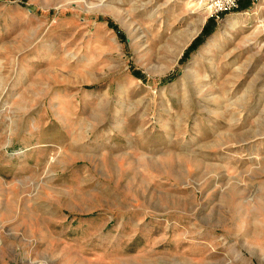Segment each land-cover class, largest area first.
<instances>
[{
    "label": "rangeland",
    "instance_id": "rangeland-1",
    "mask_svg": "<svg viewBox=\"0 0 264 264\" xmlns=\"http://www.w3.org/2000/svg\"><path fill=\"white\" fill-rule=\"evenodd\" d=\"M210 6L0 0V264H264V0Z\"/></svg>",
    "mask_w": 264,
    "mask_h": 264
},
{
    "label": "built area",
    "instance_id": "built-area-1",
    "mask_svg": "<svg viewBox=\"0 0 264 264\" xmlns=\"http://www.w3.org/2000/svg\"><path fill=\"white\" fill-rule=\"evenodd\" d=\"M257 1V0H253ZM213 13L218 15L237 10L240 0H210Z\"/></svg>",
    "mask_w": 264,
    "mask_h": 264
},
{
    "label": "trees",
    "instance_id": "trees-1",
    "mask_svg": "<svg viewBox=\"0 0 264 264\" xmlns=\"http://www.w3.org/2000/svg\"><path fill=\"white\" fill-rule=\"evenodd\" d=\"M242 8H246V5H243ZM206 33H209L207 31H205ZM200 42H201V38L197 39L195 42H193V44L190 46L189 50H193V49H196L199 45H200ZM189 53V51L186 53V55ZM185 55V56H186Z\"/></svg>",
    "mask_w": 264,
    "mask_h": 264
},
{
    "label": "bare ground",
    "instance_id": "bare-ground-1",
    "mask_svg": "<svg viewBox=\"0 0 264 264\" xmlns=\"http://www.w3.org/2000/svg\"><path fill=\"white\" fill-rule=\"evenodd\" d=\"M211 8H212V7H211ZM196 33H197V30H195L194 32L192 31L191 34L188 36V39L193 38V37L195 36ZM188 39H187V40H188ZM187 40H186V41H187Z\"/></svg>",
    "mask_w": 264,
    "mask_h": 264
}]
</instances>
